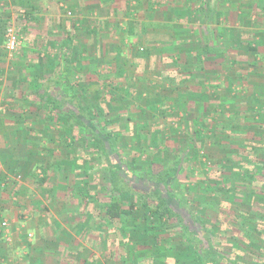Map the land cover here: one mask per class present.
Instances as JSON below:
<instances>
[{
  "label": "rangeland",
  "instance_id": "1",
  "mask_svg": "<svg viewBox=\"0 0 264 264\" xmlns=\"http://www.w3.org/2000/svg\"><path fill=\"white\" fill-rule=\"evenodd\" d=\"M51 1L57 3L62 1V5H58L54 10H51ZM67 1L45 0L48 14L51 15L52 11L60 14L64 22L68 24V27L71 26L75 33L77 27L82 28L84 26L85 19H87L85 26L93 25L104 31L113 32L115 35L109 37L107 42L118 47L122 46L120 44L122 41L121 43L126 47V55H132L129 56L131 59L135 58L136 53V55H143L141 46L147 43L150 44L151 40L149 38L160 39L156 43L159 46H162L165 43L164 41L169 40L164 35L138 37L130 33L140 26V23L137 22L143 21V17H146V12L149 10L148 6L150 7L151 3L149 1L151 0H135L134 2L133 0H126L128 9L125 7V0H102L103 4L101 3V5H98L95 2L96 0H91V10L85 12L84 19L78 18L76 12H73L71 4L66 5ZM159 3H163L161 7L164 9L169 7L167 4L170 5L167 0L165 2L159 0ZM155 5L158 6L156 3ZM7 7L8 10H4L3 8L6 7L0 5L1 13L5 11L14 13L11 17L7 14L0 15V219H6L9 226H7V231L3 230V236L0 232V242L2 239H11L12 244L7 246L6 241H4L5 244L0 245V249L9 255L11 264H123L122 256H125L124 251L126 249L125 241L132 239L133 236L130 235L133 233H125L122 234L123 236L117 234L118 239L114 242L115 245L111 247L108 244V248L111 247L108 251L98 243L100 239L97 238V234L87 228L90 221L83 219L84 217L81 216L85 209L87 210L92 206V204L89 205L91 200H82L80 197L79 188L81 186L87 187L91 195H95L96 200L100 202L107 200L110 186L103 177L106 160L94 156L89 141L78 134H74L76 142L69 140L68 133L61 128V123L64 122L61 117L59 119L47 117L43 121L42 117L34 116L36 104L33 101H36L37 97H35V90L32 86L40 83L41 80L30 82L32 77L30 79L27 73L37 72L42 76V66L45 60L40 63L37 56H35L36 51L40 50V52L49 56L57 53L55 46L52 44V38H47L45 35L44 38L41 36L43 30L53 31L55 23L52 19L54 17L49 19L52 16H48L47 19H42L41 22L38 20H25L22 14L24 15L30 7L26 2L13 5L11 8ZM230 7H227L228 11L226 12L229 15L231 25H237L238 29L231 30L234 33L231 34L229 40L226 35H222L217 39V46L212 48L211 53L207 56L203 55V68L196 73L197 79L187 81V83L191 87H197L200 81H204L205 84L212 86L209 92L213 94L214 89H216L214 85H217L218 80L221 81L222 84H220V90L218 91L224 94L228 93L234 99L223 102L224 106L222 108H225V110L234 107L240 108L247 111V115H251L253 113L251 110L257 105L255 103L257 100L254 101V95L262 94L263 99H260L258 104L262 106V115H264V21L263 19L254 18V14L257 13L255 10L254 13L251 12L252 14L246 15L248 17H238L237 19L236 14H233L236 9L232 10ZM151 15L153 16L155 13H151ZM8 16L10 17L9 20L7 19ZM230 16H234V19ZM77 22L79 23L78 26ZM154 22L157 23V21ZM72 23H75V25ZM158 23L164 22L158 21ZM8 24H13L17 28L20 40L24 44V47H21V42L20 48L15 53L7 52L5 44L2 43L4 30ZM129 28L131 29L130 32ZM159 28H157L158 32H167V28L162 24ZM124 31L129 32V34ZM240 31L243 32L240 33ZM79 32L77 31V33ZM213 37L215 38L216 35ZM97 38L101 42V36H97ZM104 40L101 43H106ZM116 41H119V43ZM200 41V39L190 40L189 45L186 47L189 49L188 53L193 51L194 47L201 48ZM233 41L239 42L240 45L237 44L238 46L232 49H223V53L219 51V47L226 48L224 46ZM248 46L257 47V49L253 51L248 49ZM162 49L170 53L172 48ZM162 49L159 50V54ZM167 56H164L166 59L163 56L160 58V55L159 59L156 56L151 58V61L157 62V64H155V70L151 73L148 72L146 78L154 80L156 77L157 81L159 76L164 75V71H166L164 59L167 63L170 60ZM167 67H169L168 75L174 73L173 64ZM140 70L142 71V68ZM75 71L77 72L75 75H79L80 78L79 85L82 86L84 80L80 73L77 70ZM48 75L49 73L45 77ZM248 76L249 78H247ZM146 78L142 74V80L137 85L127 84L126 87L130 94H125L122 97L119 93L117 100L110 103V106L115 109L127 111L126 113L131 117L130 119L135 122L130 127L131 129L127 128V130L118 132V138L113 141L117 146L119 158L127 165L134 167L133 169L136 170L145 168L158 171L162 168V165L161 162L151 164V159L158 158V156L154 153L155 149L149 146L150 142L152 143L154 140L157 143L159 142V150L164 149V141L168 146L176 149L183 146L188 135H191L195 114L189 110V104L183 102L184 100H180L182 103H174L172 88L168 86V76L162 77L161 80L163 83L165 81V87L158 82L156 83L155 80L153 81L155 84H148L145 81ZM76 79L72 80L74 81L71 83L73 86L76 85ZM103 86L101 83L95 85L98 89H105ZM164 95H167L168 100H162ZM201 97L203 96L197 94L195 98L200 99ZM217 97H220L218 93L216 96L213 95L209 98L210 102H215L214 106L219 104ZM198 102L201 103V100ZM200 103L198 104V110L202 108ZM205 103L207 102L203 103L204 108ZM158 105L161 107H158ZM213 105H209L208 111H205L207 118L211 117L207 113L214 109ZM162 109L166 110L165 116L161 115L162 112L160 111ZM46 112L49 111L46 109ZM219 117L216 115V118ZM119 127L123 129L122 126ZM115 130L112 126L107 127V131L111 133L116 132ZM206 134L208 136L210 131ZM162 136L166 137V140H161ZM218 136H220V133ZM199 143L197 140L196 146L200 147L197 160L192 158L189 160L188 158L183 162V167L179 173L180 179L177 180V184L180 185H177V189L183 183L190 185L181 195L189 203L198 200L203 201V199L215 200V196L218 197L217 202L223 201L227 198V191L214 184L211 167L214 168L219 161L223 163L226 160V154L231 149L221 143L220 146L211 143L208 139L201 141V144ZM84 157L87 159L86 162L81 161ZM133 158L137 159L135 166L132 164ZM75 159L79 161L76 164ZM55 164H58V166H54ZM40 167L45 168L47 171V178L44 183H39L36 180V175L39 178L42 176ZM200 184L205 190L199 188L198 185ZM261 202L264 203V200L261 199ZM194 211L197 210L194 209ZM207 213L215 220L218 217L215 212L209 211ZM136 215L138 217L142 215L141 209H137ZM93 221H99V218H93ZM90 224L88 225L90 226ZM173 225L170 226L169 232H173L175 235L176 239H173L176 244L175 249L168 250V252L165 250L162 252L154 251L155 254L162 255L166 253L167 255L169 253L173 255L174 253V255L183 254L181 257L187 256L190 247L186 245L184 239L178 237V228L174 227L176 224ZM133 231L137 233L138 230L133 229ZM27 232H34L38 237H35L31 244L27 241L23 252L20 250L18 254L14 253L12 247L20 240L24 242L22 236ZM109 236L112 237L113 235L109 234ZM147 238L151 239V237ZM214 239H217L215 241L221 242V244L232 241L219 236L218 238L214 237ZM132 240L133 243L134 241L138 243L143 241L142 239L138 241L136 237H133ZM19 245L21 244L19 243ZM107 251L108 253L105 255ZM111 252L114 253L110 254ZM169 254L168 256H170ZM245 258L247 260L244 261H248V258ZM171 260L168 261L171 262ZM142 264L152 263L145 260ZM155 264L157 263L155 262Z\"/></svg>",
  "mask_w": 264,
  "mask_h": 264
},
{
  "label": "trees",
  "instance_id": "2",
  "mask_svg": "<svg viewBox=\"0 0 264 264\" xmlns=\"http://www.w3.org/2000/svg\"><path fill=\"white\" fill-rule=\"evenodd\" d=\"M201 2L199 12L204 14V21L212 8L210 0H201ZM186 7L189 9L190 5ZM176 33H179V30ZM222 35L224 36L221 31L215 38L210 33L204 35V45L201 49L189 53L188 51L177 52L179 47H174L186 45L185 40L182 41V37L185 38L182 32L174 37L166 36V39L169 38L168 42H172L173 50L176 52H174L176 58H172L176 68L174 73L168 76V82L170 81L168 86L172 88L174 103H182L180 100H184L183 102L189 104V110L195 115L191 135H188L183 146L176 149L165 143L166 147L159 150L156 140L149 145L155 149L154 153L158 156L151 159V164L161 162L162 168L158 171L145 168L136 170L127 165L119 158L117 146L113 141L118 138L119 133L107 131V122L120 115L111 111L113 107L110 103L117 100L119 93L130 94L126 84L115 83L107 75L97 74V78L103 81L105 89L99 90L95 99L87 101L78 94V90L82 88L81 84L79 85L80 78L75 75L74 67L67 58L68 55L65 54L60 59H46L43 62V77L37 72L27 73L30 79L32 77L30 82L41 80L40 83L32 86L37 97L36 101L32 100L36 104L34 116L42 117L43 121L47 117L51 119L61 117L64 120L61 128L68 133L69 140L74 142L76 140L74 134H78L89 141L94 156L106 160L103 177L110 186L107 200L104 202L96 200L95 195H91L85 186L79 188V193L82 200H91L89 205L92 204V206L84 212L93 218H99V221L91 220L88 228L97 234V238L100 239L98 243L103 249L109 251V248L115 245L114 242L118 239L117 234L121 236L131 232L133 234L130 236L136 237L138 241L143 240L133 243L132 237L125 241L127 250L124 251L125 256H122L123 264H142L145 260L152 264L155 262L157 264H264V203L261 202V199L264 200V115H262V106L258 104L260 99H263L262 94L254 95L255 100H253H257L255 102L257 105L251 110L253 113L247 115V111L240 108L234 107L229 110L222 108L224 106L222 103L229 101L233 96L218 91L221 81L218 80L217 85H214L216 89L213 94L209 92L212 86L205 84L204 81H200L197 87H191L187 83L197 79L196 73L203 68V55L207 56L211 53L217 39ZM226 36L228 40L231 38V35ZM192 37L195 36H188L190 40H194L195 38L192 39ZM71 42L70 39L63 42L66 46L64 53ZM232 43L229 47L236 48L240 45L239 42ZM141 48L144 52L150 50L149 45L146 44ZM223 49L228 48L219 47L221 53ZM248 49L256 51L257 47L248 46ZM91 71L95 70L91 69ZM48 73L49 75L44 77ZM74 78H77L75 86L70 83ZM83 84L86 83H82V86ZM56 86L60 89L59 94L54 88ZM217 93L220 96L217 97L219 104L214 106L215 102H210L209 98L216 96ZM197 94L203 97L196 99ZM199 100L201 103L198 102ZM204 102H207L205 108ZM199 103L202 104V108L198 110ZM209 105H213L214 109L207 113L211 115L207 118L205 111H208ZM46 109L53 112V115L46 112ZM216 115L220 117L216 118ZM208 131L210 134L207 136ZM219 133L220 136H218ZM196 139L200 142L199 144L204 139H208L211 143L218 146L224 144L231 149L226 154L224 164L219 161L214 168L211 167L214 184L227 191V198L223 201L217 202L218 197L215 196V200L203 199V201L189 203L181 195L190 185L183 183L177 189V185H180L177 184V180L180 179L179 173L183 162L188 158L197 160L200 154ZM82 160L87 161L85 157ZM133 160L132 164L135 166L137 159L133 158ZM74 162L76 164L79 161L75 159ZM40 168L42 176L39 178L36 175V180L44 183L47 171L45 168ZM198 186L202 188L201 184ZM202 189L205 190L204 187ZM137 209H141L142 212L139 217L136 215ZM194 209L197 211L195 212ZM209 211L217 213L216 220L208 215ZM172 224H176L173 226L178 228V237L184 239L186 245L190 247L187 256L181 257L183 255L181 253V255H174V253L158 255L154 252L164 250L168 252L175 249L176 244L173 240L176 239L175 235L169 232ZM133 229H137V233L132 232ZM109 234L114 237H110ZM218 236L232 241L221 244L214 239ZM108 244L111 247L108 248ZM245 257L248 261H244L247 260ZM242 258H244L243 261ZM169 259H172L171 262L168 261Z\"/></svg>",
  "mask_w": 264,
  "mask_h": 264
},
{
  "label": "crops",
  "instance_id": "3",
  "mask_svg": "<svg viewBox=\"0 0 264 264\" xmlns=\"http://www.w3.org/2000/svg\"><path fill=\"white\" fill-rule=\"evenodd\" d=\"M0 1H1L0 5L1 6L4 5L6 7V8H3L4 10H8L7 6L11 8L13 5L21 4V2H26L27 5H30L29 9H27L25 14L24 15L22 14V17H24L25 20L27 19L36 20V21L38 20L41 22L43 21L42 19L45 20L48 18V16H52V17H49V19L54 17L52 19L54 20V23H55L53 31L50 32V31L43 30L41 33V36L44 38V35H45V37L47 38L48 37L52 38V42H53L52 44L55 46L57 53L56 55L49 56L48 54L46 55L45 53L40 52L39 50V51H36L35 56H37L38 61L42 63L46 59L56 60V59H60L63 54L68 55L67 58L70 59L71 64L74 67V71L77 70L78 73H80V76L84 80V81L82 80L83 83H86V84H83V86H81L82 88L81 90H78L79 92L77 91L78 94H81V97H83L85 100L95 99L97 97L96 95L98 94L99 90L101 91L104 90V89H100V88L98 89L95 87V85H100V83L103 84V81L97 78V74L107 75L110 79H113V82L115 83H123L126 85L131 84V86H134V85H137L142 80V74L146 78V75L148 74V72L151 73L155 70V64H157V62H152L151 58H154V56H156L157 59H159V55L161 58V56L164 57V56H167L168 54L167 57L170 59L168 63L166 62L165 60L166 58L164 57L165 58L164 65L166 64L165 65L166 71H164V75L159 76L157 81H156V77L154 79L156 83L158 82L160 85H164L163 87H165V84H164L165 81L163 83L161 80H162V77L165 78L169 76L168 75L169 67L167 66L170 64L171 65L173 64V67H172L173 70L176 68V66H174V63H173L174 60L172 61V58H176V54L174 55L175 50H173V44L170 41L168 42V41L163 40L165 43H163L162 46L161 45L159 46L156 43L160 39L159 40L157 39L158 40L157 41L155 40V38L154 39L152 38L153 40L149 38V40H151L150 44L149 43L146 44V45H149L150 47L149 52L143 51L144 56L142 54L136 55L137 54L136 53L135 58L131 59L130 57L132 55H128V56L126 55V52H125L126 47L123 43H121L122 41L120 42L122 46H118V47L117 45H112L110 42H107L109 40V37L113 36L114 34L113 32L104 31L100 29V27H96V26L94 27L93 25H90L89 27L85 26L87 24L86 23L87 19H85L84 20L85 22H83L84 26L82 28L77 27L76 28L77 30L75 33L71 29V26H69L70 27L69 28L68 24L64 22V19L61 17L60 14L55 13V12L53 13V11L51 15L48 14V7H46L45 0H38V1L34 0L35 2L31 0H0ZM90 1L91 0H68L66 5L71 4L70 6L72 7V10L74 13L76 12L75 14L78 15V18L84 19L85 12H87L88 10L89 11L91 10ZM134 1L135 0H133V2ZM95 2H97L98 5H101L102 0H96ZM125 2H126L125 7L126 9H128V4H127L128 2L126 0ZM149 2L151 3H150V7L148 6L149 10L146 12V17H143L142 19L143 21L137 22V23H140V26H138V28H135L132 31L129 28V32L131 31L130 33L132 35L135 34L138 37L140 36L156 37V36H161V35L168 36V37L169 36L174 37L175 35L182 32V35L185 36V38L182 37L183 39L182 41L185 40L186 45L184 47L182 45L174 46V47H179L180 50L178 49L177 52L178 51L185 52L189 50L186 48L187 45H189L188 43H190V39L188 38L189 35H194L195 36L194 38L196 40L200 39L201 40L200 44L202 46L204 45L203 36L206 34L210 33L212 37L214 35H216L217 37L220 31L223 32L224 35L230 36L231 34H233L234 31L232 32L231 30H236L237 25L235 26L233 24H232L233 26L231 25L229 15L226 12L228 11V8H227L228 6H231L230 8L232 10L236 9L233 14L234 15L236 14L237 19L238 17H241V18L248 17L246 15L252 14L251 12L254 13V10H255L257 12L256 13L257 16L254 14V18L256 17V19H259V20L263 19L264 21V18H262L264 17V0H210L212 10L207 15V18L204 21H203V17L205 18L204 14L199 12V8L202 3L201 0H174V1L167 0V2H170V5L167 4L169 6L168 8L166 7L167 9L166 8L164 9L161 7L163 3L162 4L159 3V0H155V1L151 0ZM161 2H165V0L164 1L161 0ZM155 3L158 6H156ZM221 3L222 5L226 7H223ZM58 5L61 6L62 1H59V3H57L56 1H51V6H52L51 10L52 9L54 10V8H56V6ZM186 5H190L191 9L190 8L188 9ZM184 7H186V9ZM151 13L152 14L155 13V15L152 16ZM3 14L10 15L11 17L13 16L14 13L7 12V11L1 13L0 11V15L2 16ZM10 17L8 16L7 19L9 20ZM230 18L234 19V16L233 17L230 16ZM154 21H157V23ZM158 21L159 22L163 21L164 23H158ZM72 24L75 25V23H72ZM76 24L78 26L79 23L77 22ZM161 24L162 26H165L167 28V32H163V33H160L161 31L158 32L157 28L160 29L159 26H161ZM177 29L179 30V33H176L178 32ZM77 31H80V32L77 33ZM124 32L126 33L127 31H124ZM129 32H127V34H129ZM241 32L243 31H240V33ZM97 36H101L100 38L101 42L105 39L104 41L107 44L101 43L100 41H98ZM69 39L72 42L71 44H69V48L64 53V49L66 48V46H64L63 42ZM21 42H22L21 47H24L23 41ZM116 42L119 43V41H116ZM2 43H4V39L2 40ZM231 44L233 43L230 42L229 45ZM229 45L224 46V47L232 49L233 47H229ZM215 46H217V44H215ZM168 47L172 48L170 53L165 52L164 49H162V48H168ZM161 49L162 51H160V54H159V50ZM200 49L201 48L194 47L192 50H200ZM110 52L112 53L110 54ZM172 53L173 55H171ZM141 68H142V71L140 70ZM91 69H94L95 71L92 72ZM138 70L141 72H139ZM43 72L44 71H43V66H42L41 74ZM76 73L77 72L75 71V74ZM50 74H52V72ZM76 76L78 78L79 75H76ZM108 77L106 78L108 79ZM154 80H151L148 78L145 79L146 83L148 84H151V83L155 84L153 82ZM72 82L74 81H71L70 83ZM52 83L54 82L52 81ZM54 88L56 89V92L59 94L60 89L58 88V86ZM121 96L123 97V95ZM164 99L168 100L167 95L163 96L162 100ZM158 107H161V106L158 105ZM154 109L157 110V108H154ZM111 111L114 113L120 114L118 118H112L110 122H107V125H108L107 127H111V126L114 127L116 129L115 130L116 132H121L125 129L127 130V128L131 129L130 127L135 124V122L130 119L131 117L126 113L127 111H124L121 109L120 110L115 109L114 107L111 109ZM160 112H162L161 114L162 116L166 115V110L162 109ZM51 113L53 115V112ZM137 124L139 123L137 122ZM119 126H122L123 129H121ZM161 138H162L161 140L163 141L166 140V137L164 136ZM163 144H165V141ZM149 145H151V142ZM159 147H160V144H157V148ZM164 147H166V144L164 145ZM81 216L84 217L83 219H87V221L91 222V220H93V217H91V215L88 213L84 212L83 215ZM79 217L80 216L78 215V218ZM3 221H6V223L8 222L6 219H3L0 221V232L2 233V236H3V230L7 231V226H9V223H7L6 226H2ZM88 224H87V228L89 227ZM22 237H23L22 239H24V242L19 239L20 241H18L16 245L14 244V246L12 247L14 250V253L16 254H18L20 250H22L23 252L26 246L25 243L29 241V244H31L34 238L38 237V235L34 234V232L33 233L27 232L26 234H23ZM4 241H6L7 246L12 244L11 239L9 240L2 239V241L0 242V245H4L5 244ZM19 243L21 245H19ZM107 253L108 251L105 252V255ZM113 253L114 252H111L110 254H113ZM24 254L26 255L25 251H24ZM10 260L11 258H9V255L5 254V252L1 251L0 249V264H11Z\"/></svg>",
  "mask_w": 264,
  "mask_h": 264
},
{
  "label": "built area",
  "instance_id": "4",
  "mask_svg": "<svg viewBox=\"0 0 264 264\" xmlns=\"http://www.w3.org/2000/svg\"><path fill=\"white\" fill-rule=\"evenodd\" d=\"M4 44L5 49L9 53H15L18 51L21 45L20 35L17 28L13 24H8L4 30ZM6 221L2 222V226H6Z\"/></svg>",
  "mask_w": 264,
  "mask_h": 264
}]
</instances>
